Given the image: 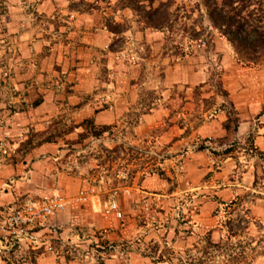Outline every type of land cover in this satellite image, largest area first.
<instances>
[{"label": "rangeland", "instance_id": "rangeland-1", "mask_svg": "<svg viewBox=\"0 0 264 264\" xmlns=\"http://www.w3.org/2000/svg\"><path fill=\"white\" fill-rule=\"evenodd\" d=\"M204 1L159 0L153 7L165 9L168 23L152 29L116 0H0V129L7 131L0 136V164L26 166V175L34 172L31 164L36 166V182L47 186L48 194L26 201L57 195L69 201L43 229L33 231L34 247L23 246L21 253L30 264H38L45 254L56 264H252L264 257V223L242 213L234 217L236 202L225 205L227 215L207 234L195 230L187 197H170L185 183L182 157L190 149H181L174 166L167 164L175 158L169 152L174 139L162 140L171 119L164 118L155 131L140 132L145 123L139 118L155 108L152 104L160 100V106L171 111L165 99L178 96L191 102L193 125L218 115L225 118L227 142L240 123L233 99L244 91L253 99L264 97L256 85L264 59L261 65L239 62L226 39L212 28ZM13 5L25 20L12 29L7 25ZM83 14L90 16L93 28L75 33L76 17ZM19 28L26 29L30 41L40 39L45 45L42 51L32 49L31 58L20 65L29 77L28 91L13 86L21 50L12 39ZM83 34L96 39L102 35L106 44L91 49L82 42ZM110 58L125 67L110 69ZM79 84L91 92L79 95ZM110 84H125L124 94L131 102L119 109L122 118L100 123L94 117L84 119L80 112L90 102L95 115L108 109ZM49 92L59 99L58 105L39 112V106H33ZM19 112L28 116L13 121ZM263 112L264 106L259 114ZM194 143L192 150L202 148L199 139ZM231 146L221 153L236 152L238 147ZM43 147L48 150L37 154ZM252 154L260 156L253 150ZM79 198L87 201L77 202ZM94 198L96 208H90ZM112 200L121 218L109 211ZM70 211L72 219L67 218ZM60 215L66 227H51Z\"/></svg>", "mask_w": 264, "mask_h": 264}, {"label": "crops", "instance_id": "crops-1", "mask_svg": "<svg viewBox=\"0 0 264 264\" xmlns=\"http://www.w3.org/2000/svg\"><path fill=\"white\" fill-rule=\"evenodd\" d=\"M10 14L11 16L7 26L9 28L20 27L22 23L20 20L23 17L20 16L22 13L19 6H11ZM79 16L77 15V19L75 20V33L78 29L90 31V28H93L89 18L90 16L87 14L81 15V17ZM12 40L14 43L17 42L16 44L21 50V56H19L20 58L14 67L13 86L18 91H28L26 79L29 77L22 73L23 71L20 69V65L25 60L31 58L32 49L42 51V48L45 46L44 41L40 39L30 41L29 33H27L26 29L20 28L19 32L13 35ZM82 40L91 49L106 44L102 35L99 39H96L94 36L91 37L90 35L83 34ZM13 48L15 49V47ZM53 58L51 56L49 60ZM262 62L258 65H261ZM124 67L121 62L110 58V69L120 70ZM256 85H259L258 89L264 90V66L258 71ZM106 86L108 88V93L106 94L108 97V109L95 115L93 110L95 105L90 102L80 112V115L84 119L94 117L97 123H100L103 119L119 121L122 118V115H119V109L126 108L131 102L124 94L126 91L125 84L119 87L114 84ZM91 90L83 84L75 86V91L79 95L81 94L80 92L89 94ZM53 95L52 92H49L46 97L40 100V104L38 105L39 112H47V110H54L56 108L55 105H58L57 100L59 99H54ZM166 101L171 107V111L162 108L160 106L162 101L157 100L155 105L152 104V107L155 106V108H152L149 113H144L140 116L139 121L145 123L140 126V132L142 134L155 131L159 129V124L164 118L171 119L170 123L172 125L169 128V133L163 135L162 140H164V143H167L174 139V143L169 148V152L175 158L172 159L173 163L171 161L167 162V164L172 166L178 160L181 149L190 147L189 151L182 157L187 173L186 180H184L185 183H181L170 197H173V200L178 195H185L187 197L189 201L187 210L193 219L195 230L199 233L203 232L207 234L210 231L216 230L219 219L227 215L225 212L226 209L224 208L225 205L231 202H236L232 211L234 217H236V214L242 213L245 218L251 219L253 222L264 223V160L259 159V157H264V114H259L261 107L264 106L263 95L259 99H253L250 97L248 91H244L242 93L240 92L233 99L240 123L236 132L232 135L231 140L227 142L224 141L225 138H229V134L225 129V118L218 115L209 122L202 123L201 125H193L190 119L193 116L191 113V102L186 98L182 100L178 96L172 99H165ZM27 116V113L19 112L11 119L17 121ZM3 117L8 119L6 116ZM256 117L258 119L255 121L254 119ZM258 122H260V126L257 125ZM179 123H183V125L178 126L177 124ZM188 129H190L191 133H187ZM5 132L7 131H1L0 129V136ZM196 139H199L203 143L201 145L202 148L198 151L192 150L196 147L194 143ZM210 140H221L223 144L217 143L212 145L208 142ZM231 145L238 147L236 152L228 156L221 153L222 150L234 147ZM246 148L249 149L247 150ZM47 150L48 147H43L36 153L42 154ZM209 150L214 155H205ZM252 150L259 153L260 156L252 154ZM31 165L32 167L30 169L34 170V172L30 171L26 175L24 172L26 166L23 167L19 164H0V211H6L17 203L24 202L29 198L35 199L38 198L37 196H46L48 194L47 186H39L36 182L38 175L35 170L37 168L33 164ZM209 174H212L211 177L204 181L203 179ZM28 175H31V179ZM14 176L20 178H13ZM96 204L97 198H94L89 206L90 208L91 206L96 208ZM92 210L90 213L95 212ZM71 214L70 211V216L67 218L72 219ZM64 218L63 215L58 216V218L50 223V226L59 227L60 229L66 227ZM47 231L49 230L47 229ZM33 239L35 237L23 242L26 249L33 246ZM21 252V250L19 251L12 247V244L8 240L0 236V264H30V260ZM37 262L38 264H56V261L48 254L39 257ZM252 264H264V257Z\"/></svg>", "mask_w": 264, "mask_h": 264}, {"label": "trees", "instance_id": "trees-1", "mask_svg": "<svg viewBox=\"0 0 264 264\" xmlns=\"http://www.w3.org/2000/svg\"><path fill=\"white\" fill-rule=\"evenodd\" d=\"M116 1L122 9L139 16L149 28H162L168 23L165 9L153 7L159 0ZM204 4L212 28L226 39L238 61L247 66L260 64L264 59V0H205ZM109 30L119 33L117 29ZM39 104L40 101L34 107ZM225 129L228 131L227 126Z\"/></svg>", "mask_w": 264, "mask_h": 264}, {"label": "built area", "instance_id": "built-area-1", "mask_svg": "<svg viewBox=\"0 0 264 264\" xmlns=\"http://www.w3.org/2000/svg\"><path fill=\"white\" fill-rule=\"evenodd\" d=\"M79 198L77 202H86ZM69 201L62 196H54L43 201H24L6 211H0V236L17 250H22L25 242L33 238V231L43 229L59 212L64 211ZM109 211L121 218L115 200L110 201Z\"/></svg>", "mask_w": 264, "mask_h": 264}]
</instances>
